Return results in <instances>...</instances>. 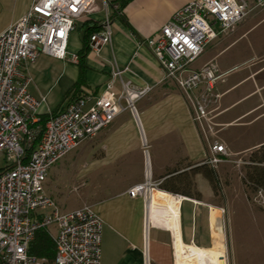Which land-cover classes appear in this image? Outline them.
Listing matches in <instances>:
<instances>
[{
    "label": "crops",
    "instance_id": "1",
    "mask_svg": "<svg viewBox=\"0 0 264 264\" xmlns=\"http://www.w3.org/2000/svg\"><path fill=\"white\" fill-rule=\"evenodd\" d=\"M103 1L95 0V12L75 22L67 44L68 59L41 55L34 63L24 66L23 72L31 79L28 91L35 98L44 97L40 114L46 115L61 105L77 82L80 87L76 96L99 95L110 80L114 67L128 68L122 75L123 81L131 80L136 86L151 88L136 103L137 117L130 112L119 114L107 129L75 149H78L81 167L74 171L80 182L74 188L92 179L89 193L94 197L74 209L92 206L103 220L101 264H177L176 243L209 251L221 234L223 243L228 241L226 233H223L225 214L222 210L225 208L214 203L211 197L219 190L221 163L215 167L207 164V146L199 135L182 93L172 82L164 80L153 53L141 43L154 36L177 9L192 0L130 1L121 15L111 20L110 44L103 46L99 53L90 50L79 66L71 58L81 50L85 22L90 20L100 24L104 18ZM245 1L252 3L255 0ZM32 2L0 0V34L18 21ZM251 13L233 32L220 38L223 46H219L214 54L202 55L203 62L194 66L200 56L191 68L198 70L205 64H213L224 75L235 69L222 71L216 59L237 34L240 33V38L248 32L253 35L260 27L264 29V9ZM121 19L132 30L125 27ZM250 50L254 62L249 69L227 86H224L222 77L215 88L218 98L213 107L214 121L219 128L220 143L227 148L229 157L264 146V136L240 149L221 137L224 126L237 124L248 114L254 115L251 121L264 117V39L259 32L251 40ZM246 80L252 82V87L242 98L225 103V95ZM120 91V81L116 80L114 92ZM242 100L245 101L237 105ZM197 168L199 170L195 172ZM211 169L215 171L216 183H211L208 178ZM146 180L156 185L150 197H129L128 190ZM45 189L53 199L51 186L47 185ZM153 192L165 196L154 199ZM253 222L252 225L256 223L264 227V220ZM239 241L245 243L240 245ZM253 241H264V233L232 238L234 264L238 263L240 251L249 249L246 245Z\"/></svg>",
    "mask_w": 264,
    "mask_h": 264
},
{
    "label": "built area",
    "instance_id": "2",
    "mask_svg": "<svg viewBox=\"0 0 264 264\" xmlns=\"http://www.w3.org/2000/svg\"><path fill=\"white\" fill-rule=\"evenodd\" d=\"M102 29L89 38L99 53L111 42V6L103 1ZM113 11L116 6L112 8ZM264 0L250 7L242 0H192L177 9L157 33L141 42L153 53L165 81L182 93L199 135L205 142L207 164L216 166L228 156L216 138L213 122L218 98L215 88L224 74L213 64L198 70L191 65L219 36L234 31ZM95 12V0H33L28 11L0 34V154L8 162L0 172V264H42L28 253L37 230L54 229V264H101L103 220L92 206L60 211L46 193L50 169L81 143L107 129L121 113L137 117L136 103L150 87L122 80L128 68L114 67L99 95L83 94L49 115L39 128L44 97L29 91L31 79L23 68L46 55L64 60L75 22ZM71 61L77 63V56ZM120 81L121 91L114 92ZM156 187L149 180L131 187V198L147 199ZM253 202L264 211V189Z\"/></svg>",
    "mask_w": 264,
    "mask_h": 264
},
{
    "label": "rangeland",
    "instance_id": "3",
    "mask_svg": "<svg viewBox=\"0 0 264 264\" xmlns=\"http://www.w3.org/2000/svg\"><path fill=\"white\" fill-rule=\"evenodd\" d=\"M242 1L250 7L254 3H248L245 0ZM98 2H100V0H98ZM251 14L252 13H250L248 17ZM258 32L262 39H264V34H262L264 33V29L261 27L253 35H251V32H248L239 38V33L229 40L228 44L217 56L216 60L220 63L222 71L235 68L230 73L223 76L224 86L230 85L234 80L240 78L241 75L249 69L251 62H254V59L251 60L253 55L250 50V43L251 40L258 36ZM223 36H219L216 40L211 42L202 55L208 52L214 54L219 46H223V43L220 42V38ZM68 58L67 54L66 59ZM203 60L204 57H200L194 66L199 65ZM248 64L249 66H247ZM250 87H252L251 81H243L225 95L223 99L224 102L226 103L236 98H242V95L250 89ZM244 101L245 100L240 101L237 105ZM212 115H214V113ZM253 118L254 115L249 116L248 114L239 119L237 124L224 126L221 130V137L228 140L236 149L250 146L259 140L261 136H264V117L251 121ZM213 122L215 123L214 119ZM218 129L217 126L215 128L217 131L216 138L220 142ZM77 150L72 151L64 159L59 161L58 164L54 165L49 171L48 177L44 183V188H46L47 185L51 186L53 201L57 208L63 212L70 211L83 203H88L91 197H94L93 193H89L92 187V179H87L84 185L74 188L75 184H80L74 176V171L76 169L80 170L79 168L81 167V163L78 161L79 152H76ZM253 151L256 150H247L244 153L229 157V152L227 150V157L229 160L225 158L226 160L220 164L222 168L219 169V173L222 178L219 181V190L214 192V196H211L214 203L222 205L225 208L222 210L225 214L223 233H226L228 241L226 244L223 243L224 264H234V254L231 252V241L234 236L248 235L250 233H264V227H259L256 223L252 225L254 223L253 220H264V211L255 206L253 202L254 193L252 190H247L242 185V179L245 175V163L248 161L249 155ZM74 158H76L75 161H73ZM7 165L8 162H6L4 156L0 154V170ZM47 232L51 238L52 236L54 237V229H48ZM221 238L223 242L222 234ZM241 239L242 238H240V240ZM236 240L238 239L236 238ZM244 243L245 241L238 242L240 245ZM246 246H249V249L240 251L237 264H264V241L249 242Z\"/></svg>",
    "mask_w": 264,
    "mask_h": 264
},
{
    "label": "trees",
    "instance_id": "4",
    "mask_svg": "<svg viewBox=\"0 0 264 264\" xmlns=\"http://www.w3.org/2000/svg\"><path fill=\"white\" fill-rule=\"evenodd\" d=\"M132 0H118V1H108L111 6V19L119 17L123 8ZM116 6V9L113 11V7ZM122 23L128 29L132 30L128 23L121 19ZM102 29L101 25L87 20L85 22V32L81 39V50L77 55V65L80 66L82 60L89 53V38L92 34L98 33ZM80 84L77 82L65 95L63 102L59 107L51 112L50 115H55L58 111L62 110L63 107L69 102L77 99L80 95L76 96L79 91ZM49 115H41L39 121V128H43L45 123L48 121ZM8 167H4L0 172L5 171ZM199 169H195V172ZM205 173V172H204ZM209 180L211 183L215 182V171L210 170ZM242 185L247 190H252L253 193L257 189H264V146L259 147L256 151L250 153L248 161L245 163V175L242 179ZM28 253L32 256H35L42 264H54L55 258V245L53 239L50 237L49 233L45 229H39L34 235V239L29 246Z\"/></svg>",
    "mask_w": 264,
    "mask_h": 264
},
{
    "label": "bare ground",
    "instance_id": "5",
    "mask_svg": "<svg viewBox=\"0 0 264 264\" xmlns=\"http://www.w3.org/2000/svg\"><path fill=\"white\" fill-rule=\"evenodd\" d=\"M159 196L164 197L165 194L162 195V193L160 194V193H157V192H153L154 199H157ZM167 207H169V206H167ZM169 222H171V221H169ZM172 222H173V220H172ZM216 238H217L216 239L217 242L215 243L214 248L212 250H209V251L202 250V249H195V248H186V247L182 246L180 244V242L176 243L175 244V256H176L177 264H224V260H223L224 251H223L222 238H221V236L220 237H216ZM175 241H178V240L176 239Z\"/></svg>",
    "mask_w": 264,
    "mask_h": 264
}]
</instances>
